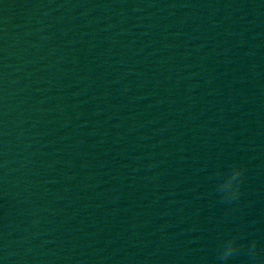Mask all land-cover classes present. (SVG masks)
Instances as JSON below:
<instances>
[{"label":"clouds","instance_id":"clouds-1","mask_svg":"<svg viewBox=\"0 0 264 264\" xmlns=\"http://www.w3.org/2000/svg\"><path fill=\"white\" fill-rule=\"evenodd\" d=\"M245 173L246 166L237 164L233 165L229 171L218 174L222 177L220 183L217 185V191L221 194L222 202L231 203L242 195ZM243 247L245 245L238 243L237 236L230 235L222 242L218 259L226 261ZM247 247L252 258L254 260L257 259V241H252Z\"/></svg>","mask_w":264,"mask_h":264}]
</instances>
